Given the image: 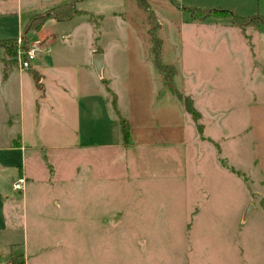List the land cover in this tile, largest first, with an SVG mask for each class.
<instances>
[{"label": "rangeland", "instance_id": "obj_1", "mask_svg": "<svg viewBox=\"0 0 264 264\" xmlns=\"http://www.w3.org/2000/svg\"><path fill=\"white\" fill-rule=\"evenodd\" d=\"M59 3L0 0V38L48 40L57 66L37 114L33 65L0 45L26 71L0 86V222L21 208L1 197L26 193L27 264H264V24L183 9L264 16V0H83L25 39Z\"/></svg>", "mask_w": 264, "mask_h": 264}, {"label": "crops", "instance_id": "obj_2", "mask_svg": "<svg viewBox=\"0 0 264 264\" xmlns=\"http://www.w3.org/2000/svg\"><path fill=\"white\" fill-rule=\"evenodd\" d=\"M68 2H69V0H60V3L57 4L56 6H59V5L68 3ZM82 2L83 1L78 2L76 4V10H78V12L76 14H74L71 18L62 19V20L49 19L44 23V25L39 30H29L28 32L25 31L23 36H25V39L27 38L28 41H29V38H28L29 32H34V33L38 34L40 40H41V38H45L44 36H46L48 34L55 36V33H47V34H44V33L40 34V33L43 32L44 28L47 27L48 23L58 22V21H67V20L74 19L75 17L81 16L83 14H88V10L81 8V6H80V4H82ZM56 6H53L51 8H54ZM51 8H47L46 10L51 9ZM46 10H44V11H46ZM79 10H82V11L80 12ZM22 23L24 25H26V14L24 17V22L21 21V24ZM0 39H5V38H0ZM48 45H49V43L47 40L48 50L46 48L43 49V53L44 54L47 53V56L44 55L42 58L37 57L35 59V61L33 62L32 69L30 70V72H32V74H33L32 78H30L29 75L27 76V78L29 80L28 87L30 88V92H31V102H32L33 108L36 107L35 111L37 114H38V102L40 100H41V102L42 101L44 102V97L45 98L52 97L51 93L49 92V90H47L46 85L44 84V82H45L44 73H46L47 70H50L53 67H57L55 65L56 61L53 62L52 59L50 58L51 50L49 49ZM44 50H45V52H44ZM94 53H96V52L91 51V55H93ZM6 58H7L6 55L3 54L2 49H0V86L1 87L5 86L9 83V80L12 78V75L15 74V72H17L20 77H23V75H26V71H20L18 68L9 70L8 69L9 66L5 67L2 64V62ZM4 68H7L8 72H7V70L5 72ZM34 74L36 75V78L38 76H40V77L42 76V78H41L42 82H40V84L37 81H35L36 78H34ZM3 109H5L4 104L0 99V118L9 120L7 113L4 112ZM56 112H57V109H56ZM32 182H33V179H25L24 188L26 189L27 184H30ZM16 197H17V195H13V194L1 197L2 202H4V203L5 202L19 203V204H21V208L18 210L15 209L14 207H10L7 209L6 214L11 219L10 223L9 222H7V223L3 222V220H5V219L2 220V218H1L2 222H0V264H9V261L12 257H17L18 261L22 260L23 264H27V260H26L27 259L26 258V212H27V210H26V193L24 194L23 192H21L20 197L19 198H16ZM54 202H55V205L59 204L56 200H54ZM1 211L3 212L2 209H1ZM1 215L3 216L4 213H2ZM19 219H21V221H19Z\"/></svg>", "mask_w": 264, "mask_h": 264}, {"label": "trees", "instance_id": "obj_3", "mask_svg": "<svg viewBox=\"0 0 264 264\" xmlns=\"http://www.w3.org/2000/svg\"><path fill=\"white\" fill-rule=\"evenodd\" d=\"M81 1L83 0H69L68 3L56 6L45 12H41V13H37L33 15L29 19L26 25V30L27 31L39 30L44 25V23L49 19L62 20V19L71 18L74 14L78 12V10H76V4ZM183 9L188 11V13L190 14L193 20H197V19L200 20V19H205L209 17H216V18H231L233 22H235L236 24L243 25V26L256 25L257 23L264 24V16H251V17L240 16L233 12L222 10V9H188L184 7ZM0 45L4 47L5 52L9 56L16 55L17 38L0 39ZM34 78H36L35 74H34ZM103 82L105 83L104 80ZM112 103L116 111V114L118 115V118H119L123 140L127 142L129 139V128L127 127V120L122 115H120V112L116 107V96L114 95V93L112 96ZM17 259H18L17 257H12L9 261V264H23L22 260L17 261Z\"/></svg>", "mask_w": 264, "mask_h": 264}, {"label": "built area", "instance_id": "obj_4", "mask_svg": "<svg viewBox=\"0 0 264 264\" xmlns=\"http://www.w3.org/2000/svg\"><path fill=\"white\" fill-rule=\"evenodd\" d=\"M38 44H40L39 41L25 48L23 46V42L20 38H18L16 59L21 70L29 69L33 65V62L37 58L38 54L43 50H41L40 45ZM24 184L25 178L20 177L12 181L11 187L15 192L22 191L24 189Z\"/></svg>", "mask_w": 264, "mask_h": 264}, {"label": "water", "instance_id": "obj_5", "mask_svg": "<svg viewBox=\"0 0 264 264\" xmlns=\"http://www.w3.org/2000/svg\"><path fill=\"white\" fill-rule=\"evenodd\" d=\"M101 61H102V54H95L93 56V64L96 66L97 69L101 66Z\"/></svg>", "mask_w": 264, "mask_h": 264}]
</instances>
